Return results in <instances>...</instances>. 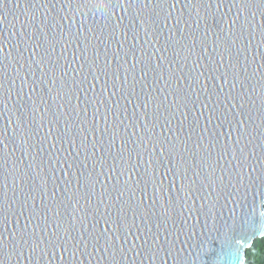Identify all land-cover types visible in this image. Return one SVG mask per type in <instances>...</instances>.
<instances>
[{
  "label": "water",
  "instance_id": "obj_1",
  "mask_svg": "<svg viewBox=\"0 0 264 264\" xmlns=\"http://www.w3.org/2000/svg\"><path fill=\"white\" fill-rule=\"evenodd\" d=\"M0 17V264H245L264 236V0Z\"/></svg>",
  "mask_w": 264,
  "mask_h": 264
},
{
  "label": "trees",
  "instance_id": "obj_2",
  "mask_svg": "<svg viewBox=\"0 0 264 264\" xmlns=\"http://www.w3.org/2000/svg\"><path fill=\"white\" fill-rule=\"evenodd\" d=\"M245 264H264V236L246 250Z\"/></svg>",
  "mask_w": 264,
  "mask_h": 264
},
{
  "label": "snow or ice",
  "instance_id": "obj_3",
  "mask_svg": "<svg viewBox=\"0 0 264 264\" xmlns=\"http://www.w3.org/2000/svg\"><path fill=\"white\" fill-rule=\"evenodd\" d=\"M9 2V0H0V7H2V6H6V4ZM0 19H2V17H0ZM37 46H39V44L37 45ZM82 67H83V65H82ZM185 104H184V106L185 107H187V101H188V99H190L189 97H187V96H185ZM241 106H243V105H241ZM159 110V109H158ZM69 167H72V165H69ZM24 178V177H23ZM29 179H30V177H29ZM25 182L27 183V180H25ZM21 239H23V237L21 238ZM48 243L49 244H52V241H48Z\"/></svg>",
  "mask_w": 264,
  "mask_h": 264
}]
</instances>
